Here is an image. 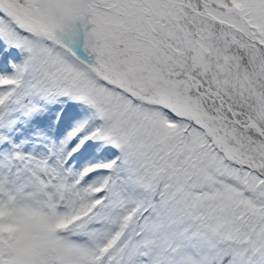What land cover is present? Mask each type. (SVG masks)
<instances>
[{"label": "snow or ice", "instance_id": "snow-or-ice-1", "mask_svg": "<svg viewBox=\"0 0 264 264\" xmlns=\"http://www.w3.org/2000/svg\"><path fill=\"white\" fill-rule=\"evenodd\" d=\"M0 264H264V0H0Z\"/></svg>", "mask_w": 264, "mask_h": 264}, {"label": "rangeland", "instance_id": "rangeland-1", "mask_svg": "<svg viewBox=\"0 0 264 264\" xmlns=\"http://www.w3.org/2000/svg\"><path fill=\"white\" fill-rule=\"evenodd\" d=\"M12 209L8 208L7 206H5L3 208V213H4V219L7 222V220L9 219L10 215H11Z\"/></svg>", "mask_w": 264, "mask_h": 264}]
</instances>
